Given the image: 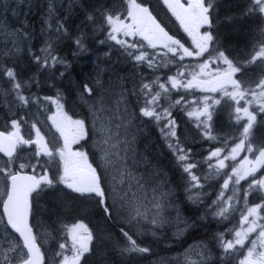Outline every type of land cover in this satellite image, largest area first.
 Here are the masks:
<instances>
[{
	"label": "snow or ice",
	"instance_id": "obj_1",
	"mask_svg": "<svg viewBox=\"0 0 264 264\" xmlns=\"http://www.w3.org/2000/svg\"><path fill=\"white\" fill-rule=\"evenodd\" d=\"M161 2L187 46L137 0H0V264H46L34 223L45 213L64 233L50 264H88L96 236L83 219L57 227L68 207L61 194L71 211L94 202L120 225L104 241L112 264H232L249 244L238 264H264V140L253 132L264 127V0ZM237 25L247 51L221 32ZM72 104L82 118L69 115ZM224 106L234 125L244 121L230 150ZM32 109L50 113L59 141L46 140L38 120L34 137L22 132ZM152 127L174 167L156 160ZM212 142L221 146L200 147ZM241 152L254 159L231 167ZM41 194L55 197L45 209ZM250 198L259 202L249 207ZM242 207L240 228H229Z\"/></svg>",
	"mask_w": 264,
	"mask_h": 264
},
{
	"label": "trees",
	"instance_id": "obj_2",
	"mask_svg": "<svg viewBox=\"0 0 264 264\" xmlns=\"http://www.w3.org/2000/svg\"><path fill=\"white\" fill-rule=\"evenodd\" d=\"M43 2V0H41ZM138 3L145 4L146 6L150 7V10H152L153 15L156 16L157 20L161 23L163 27L167 31H169L170 34L175 35L177 38H180L183 42L186 41L185 35L178 26L177 22L175 19L171 16V14L168 12L166 7L162 4L161 0H137ZM235 2V0H234ZM221 32L224 35L230 36V40L227 42V46L232 48V49H239L243 51H247L248 49L245 47V37H246V30H244L242 33L240 32L239 25H237L236 28H222ZM238 33H240L238 35ZM175 69H173L174 71ZM171 74V73H168ZM73 80H75V74H73ZM0 83L4 84L3 80L0 79ZM44 95H52L53 93L51 92H45L43 93ZM73 100L75 97L72 98ZM82 108L79 106V104H72V111H70L72 114L75 113L76 115L83 116L84 112L80 110ZM83 109V108H82ZM34 110V109H32ZM77 110V111H75ZM232 112V108L224 106L221 108L219 111V125L229 134V149L239 141L240 134L243 131L242 124L243 121L239 125H234L233 120L234 117H230V113ZM43 114V113H42ZM259 119V118H258ZM254 136L256 137L257 141L259 140H264V127L257 126L253 130ZM187 138L189 140L192 139V136L194 135V129L189 127L186 129L185 132ZM150 138L151 141L153 142V153L155 155L156 160L160 163L161 167L163 168H172L174 167V159L171 155V153L168 151V149L164 145V141L160 137L159 131L155 128L152 127L150 129ZM235 139V143H232L231 140ZM221 145L218 142H212L210 145L209 144H202L200 145L201 148H207V147H220ZM255 146V143L254 145ZM203 155H207V152H204ZM230 169V168H229ZM228 169V171H229ZM171 174V173H170ZM226 178V177H223ZM223 178H217L215 181H213V187L218 190L219 185L223 183ZM244 188H247V184L244 183L243 181L241 182ZM41 204H44V206L47 208L48 207V202L52 201L55 199L51 194L44 195L41 194ZM61 199H64L65 202L68 204V207L64 209V211L61 213V219L66 222L77 219L79 218V215H85L89 221H91L92 225L94 224V230L95 232L98 230V234L101 233L102 235L109 236V234L115 235L117 234L116 230L113 227L106 228L105 226L109 223L105 221L103 212L99 209V207L96 206V204L93 202L91 204L87 205H80L83 207L86 211L84 213H77L71 211V205L72 201L69 198L63 197V194H61ZM259 200L257 199H249V203L253 204ZM79 205V202H76ZM244 211L243 207L241 208V211L236 213V219L232 221L231 224L228 225L229 228L235 227L239 229V216L241 213ZM47 213L44 214V217L46 216ZM83 217V216H81ZM64 222V223H66ZM117 229L118 227L115 226ZM209 233H212L216 231L215 226L212 228L207 229ZM203 236V231L199 233L198 235H194L189 237V242L191 239H197L201 238ZM169 237V236H168ZM170 238V237H169ZM229 239L232 238L231 236L228 237ZM165 242H170V241H165ZM104 243V242H103ZM186 246V245H184ZM101 248V249H99ZM95 249V254L88 256V264H112L113 257L108 256V248L103 244L101 247H94ZM178 250H182V247L178 246L176 248H173L171 252H175ZM243 255V250H241L240 254L236 256V258L233 260L232 264H237L241 256ZM107 256L108 258L102 259L103 257Z\"/></svg>",
	"mask_w": 264,
	"mask_h": 264
},
{
	"label": "rangeland",
	"instance_id": "obj_3",
	"mask_svg": "<svg viewBox=\"0 0 264 264\" xmlns=\"http://www.w3.org/2000/svg\"><path fill=\"white\" fill-rule=\"evenodd\" d=\"M202 30H203V29H202ZM129 39H131V38H129ZM188 43H190V42L188 41ZM186 46H187V45H186ZM186 62H187V63H195V64L197 63L196 60H192V59L186 60ZM0 87H3V84H2V83H0ZM0 89H1V88H0ZM51 108H52L53 111L55 110V106H54V105L51 106ZM47 115H50V113H47V114H46V115H45V116L39 121V123H37V126L41 128V131H42L43 134H44V131H48L50 134H53V135L51 136V140H54V139H55V140L59 141V140H60L59 133L56 132L55 128L51 126V121H49V120L46 119ZM34 135H35V133L33 132L32 136L34 137ZM44 135H45V134H44ZM45 139H46V136H45ZM61 142H62V141H61ZM229 150H230V149H229ZM245 156H248V158H249L250 160H251V159H254V157L252 156V154L247 153V152H241L240 155L237 157V160H236V161H230V162H229V163H230V166H231V167H238L239 164H240V161L243 160V158H244ZM231 167H230L229 171H231ZM259 175H264V170H262L260 173H258V176H259ZM3 178H5V177H3ZM1 179H2V176H0V180H1ZM4 192H5V188H4V187L2 188V184H1V188H0V198H1V199H2L3 196H4ZM258 202H259V201L255 202V203H258ZM255 203H253V204H255ZM253 204L249 205V207H251ZM39 208H41V209H45L46 207H45L43 204H41V205L39 206ZM72 221H74V220L68 221L65 225H67L68 223H70V222H72ZM95 233H96L95 236L98 235V239H99L100 241H103V242H104V240H107V238H108V236H105V235L102 236L101 233L98 234V230H97ZM168 233L171 234V230H169ZM256 237H257V233H254V234L251 235L250 239H256ZM248 247H251V245L249 244ZM248 247H245V251L243 250L244 254L242 255L241 259H243L244 256L247 254ZM99 249H101V248H99ZM180 251H182V250H178V251H175V252H171V253H169V254H170V255H175L176 253H178V252H180ZM69 254H70V253H69ZM52 256H53V255H52ZM50 259H51V261H52V258H51V257H50ZM241 259H240V260H241ZM145 264H146V263H145ZM237 264H238V263H237Z\"/></svg>",
	"mask_w": 264,
	"mask_h": 264
},
{
	"label": "flooded vegetation",
	"instance_id": "obj_4",
	"mask_svg": "<svg viewBox=\"0 0 264 264\" xmlns=\"http://www.w3.org/2000/svg\"><path fill=\"white\" fill-rule=\"evenodd\" d=\"M3 177V176H2ZM1 184H2V188L4 187L5 189H6V186H5V183L2 181V180H0V188H1ZM41 196H40V198L39 199H37L36 201H35V203L37 204V206L39 207L40 205H41ZM44 205V204H43ZM47 216V215H46ZM79 216H83L82 217V219H85V220H87L88 218L85 216V215H79ZM64 222H66V221H64V220H60L59 221V224L58 225H61V224H63ZM34 223L35 224H37V225H42V226H39L36 230H37V234H38V239H37V243L40 245V247L41 248H46V247H48L49 246V241L47 240V238L43 235V233H42V230H43V227H46V226H48V228L50 229V226H51V222L47 219V217H44V215H37L36 216V218H35V221H34ZM67 223V222H66ZM109 223V225L107 224L105 227L106 228H110V227H113L115 230H116V228H115V224H112L111 222H108ZM95 225L93 224V227H94ZM116 234V233H115ZM118 234V233H117ZM102 236H104V235H102ZM104 241H106V240H104ZM103 244L105 245V243H103V241H100L99 239H98V237L95 239V241H94V247H101V246H103ZM45 254H46V256H45V260H46V264H49V262H50V259H48V253L46 252V251H43Z\"/></svg>",
	"mask_w": 264,
	"mask_h": 264
},
{
	"label": "bare ground",
	"instance_id": "obj_5",
	"mask_svg": "<svg viewBox=\"0 0 264 264\" xmlns=\"http://www.w3.org/2000/svg\"><path fill=\"white\" fill-rule=\"evenodd\" d=\"M79 218H81L82 219V217L81 216H79ZM73 220V219H72ZM66 223H63V224H61V225H57V227H63L64 225H65ZM94 232H95V230H94ZM96 234V233H95ZM98 237V235L96 236V238ZM98 247V246H97Z\"/></svg>",
	"mask_w": 264,
	"mask_h": 264
}]
</instances>
